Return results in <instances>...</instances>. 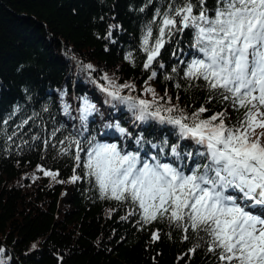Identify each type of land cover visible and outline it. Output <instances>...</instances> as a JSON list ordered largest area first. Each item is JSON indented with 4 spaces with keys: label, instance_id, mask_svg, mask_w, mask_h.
Returning a JSON list of instances; mask_svg holds the SVG:
<instances>
[{
    "label": "trees",
    "instance_id": "obj_1",
    "mask_svg": "<svg viewBox=\"0 0 264 264\" xmlns=\"http://www.w3.org/2000/svg\"><path fill=\"white\" fill-rule=\"evenodd\" d=\"M168 2L0 0V121L12 116L7 125L0 123V128L7 129L0 133V248L4 249L0 264H215L203 241L195 253L189 252L196 243L192 233L183 240L184 234L166 222L141 227L136 224L138 214L129 216L133 211L129 203L101 199L94 179L90 182L83 168H76L75 147L69 154L60 152L69 143L66 137L83 131L78 111L81 98L96 108L88 116L84 137L117 143L142 156L158 153L165 139L169 146L179 144L182 154L202 150L190 139H178L169 124L135 121L124 105L106 103L110 98L100 87L108 83L105 75L117 84H134V96L151 99L143 91L151 86L188 112L204 105L209 109L204 117L227 111L229 122L235 120L238 113L230 102L208 101L207 89L190 86L183 79L181 61L187 62L193 53L190 30L177 33L165 44L151 69L157 76L148 79L151 70L143 68L142 35L156 9L163 11ZM214 4L215 0H207L209 8ZM129 53L131 59H125ZM87 64L93 70L81 69ZM169 75L173 79H165ZM129 91L124 89L122 94ZM24 120L28 123L18 127ZM117 122L131 136L105 127ZM56 129L60 130L53 136ZM13 131L16 135L8 140ZM141 135L158 147L137 145L135 140ZM164 151L162 161L180 163L167 154L170 147ZM185 162L193 166L192 161ZM37 165L58 171L57 180L65 182L45 177ZM74 169L82 178L71 183ZM67 188L71 189L68 200ZM124 216L129 218L121 219ZM157 229L160 239L153 242L151 234Z\"/></svg>",
    "mask_w": 264,
    "mask_h": 264
},
{
    "label": "snow or ice",
    "instance_id": "obj_2",
    "mask_svg": "<svg viewBox=\"0 0 264 264\" xmlns=\"http://www.w3.org/2000/svg\"><path fill=\"white\" fill-rule=\"evenodd\" d=\"M186 30L192 33L193 53L187 62L181 61L185 64L183 79L190 86L207 89L208 101L230 102L238 113L234 121L229 122L227 111L204 117L209 111L204 105L188 112L173 104L171 97L166 98V93L158 95L151 86L143 89L151 94V99L134 96V84H117L105 75L108 83L100 87L110 98L106 103L124 105L135 121L169 124L178 139H190L202 150L182 154L179 144L169 146L165 139L158 153L142 156L140 151H126L117 143L84 137L88 116L96 108L81 98L78 111L83 131L66 137L69 143L60 152L69 154L74 146L76 168L82 167L90 182L94 179L101 199L129 203L133 208L129 216L139 215L137 225L166 222L184 234L183 240L190 238V232L196 243L189 252L195 253L203 241L206 251L216 258L215 264H264V213L253 211L264 208V0H215L212 8L207 6V0H169L163 11L156 9L145 26L141 43L146 54L143 68L151 70L165 44ZM125 59H131V53ZM159 67L164 65L159 63ZM81 69L93 70V66L81 65ZM177 71V67L172 68L173 73ZM156 76L157 71L151 70L148 79ZM197 81L202 83L196 84ZM175 86L181 87L179 83ZM124 89H129V94H122ZM8 120L0 123L7 125ZM27 123L24 120L18 127ZM105 127H115L131 136L119 122ZM6 132V128H0V133ZM14 135L15 131L7 139ZM135 143L143 147L151 141H144L141 135ZM166 147H170L167 154L179 164L161 160ZM185 161H192L193 166L189 168ZM37 170L58 183L65 182L57 180L58 171L40 165ZM73 171L68 181L71 183L82 178ZM151 236L153 242L159 240V230Z\"/></svg>",
    "mask_w": 264,
    "mask_h": 264
},
{
    "label": "rangeland",
    "instance_id": "obj_3",
    "mask_svg": "<svg viewBox=\"0 0 264 264\" xmlns=\"http://www.w3.org/2000/svg\"><path fill=\"white\" fill-rule=\"evenodd\" d=\"M70 193H71V189L67 188L64 194L66 200L70 198L71 195Z\"/></svg>",
    "mask_w": 264,
    "mask_h": 264
},
{
    "label": "bare ground",
    "instance_id": "obj_4",
    "mask_svg": "<svg viewBox=\"0 0 264 264\" xmlns=\"http://www.w3.org/2000/svg\"><path fill=\"white\" fill-rule=\"evenodd\" d=\"M253 211L257 213H264V208L257 207L256 209H253Z\"/></svg>",
    "mask_w": 264,
    "mask_h": 264
}]
</instances>
